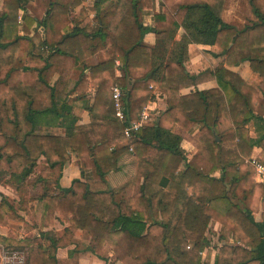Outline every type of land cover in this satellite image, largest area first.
Instances as JSON below:
<instances>
[{
  "label": "trees",
  "instance_id": "trees-1",
  "mask_svg": "<svg viewBox=\"0 0 264 264\" xmlns=\"http://www.w3.org/2000/svg\"><path fill=\"white\" fill-rule=\"evenodd\" d=\"M247 1L256 20L239 29L221 18L225 0H95L94 21L84 26L86 12L71 13L81 0H2L0 184L19 198L14 204L1 195L0 225L23 221L20 211L29 213L32 200L41 216L36 234L22 238L11 230L0 234V245L24 252V264H78L75 247L65 258L57 251L69 248L80 230L98 257L107 246L124 262L142 244L135 256L140 264H208L206 233L215 220L222 231L213 264H264V184L255 182L247 161L260 147L257 160L264 163V92L223 66L247 61L264 84V0ZM156 5L162 9L144 25L143 14ZM148 32L154 44L147 48ZM118 43L127 44L122 53ZM190 43L220 48L222 65L188 73ZM146 49L150 59L133 54ZM99 51L103 61L86 74L82 62ZM75 69L80 73L71 86ZM87 80L95 88L86 107L90 121L78 125L73 107L87 100ZM206 80L217 86L197 89ZM114 85L122 90V120L115 116ZM153 89L165 97L166 109L153 125L125 137L123 128L138 118ZM224 123L231 128L219 132ZM56 125L65 127L64 136L50 133ZM184 138L196 148L190 160L180 146ZM130 147L135 173L112 187L105 175ZM72 155L83 179L63 188L59 181ZM169 181L179 185L176 193L167 189ZM37 184L34 195L24 189ZM54 219L66 226L47 229Z\"/></svg>",
  "mask_w": 264,
  "mask_h": 264
},
{
  "label": "crops",
  "instance_id": "crops-1",
  "mask_svg": "<svg viewBox=\"0 0 264 264\" xmlns=\"http://www.w3.org/2000/svg\"><path fill=\"white\" fill-rule=\"evenodd\" d=\"M95 0H81V3L78 6H75L73 9H71V13L78 14L81 9H83L86 12V16L83 19V22L81 23V26L84 25H91L94 21V10H93V3ZM2 7V0H0V9ZM162 9V8H161ZM158 5H156L155 9L152 11H148L143 14V23L144 25L150 26L152 24V16L153 13L157 12L158 10H161ZM21 14V11H20ZM221 18L224 22L234 25L237 28H242L245 24H249L252 21H255L256 18L252 13L251 6L249 5L247 0H225L224 8L222 11ZM183 30L180 29L176 36L175 40H179L181 37ZM144 45L148 48L151 47L154 44V34L151 32H148L145 34L144 38ZM117 47L120 52L122 53V48H126L127 44L124 43H118ZM136 56H139L141 58L150 59V53H148L147 49L144 51H137L136 53H133ZM103 54L101 51L96 52L95 54L87 57L81 64L82 68H85L84 72L88 74L87 67L94 66L98 63H101L103 61ZM223 55H221V49L217 46L213 45H206V44H197V43H190L187 46V58L184 61V67L186 71L190 74H198L204 70H213L215 68H218L222 65ZM118 64V62H117ZM224 67L236 72L244 81H246L249 85L254 87L260 94L264 92V84L261 82L258 75L251 71L249 67V63L247 61L241 62L239 65L234 67H227L223 65ZM80 71L78 69H75L72 73L71 79L72 83L76 81V79L79 76ZM122 74L121 70L115 69V75L120 76ZM87 88V100L85 102H82L80 100L76 101L74 103L73 107V113L78 117L76 124H87L90 121L89 113L86 107H88L92 102V95L95 91L94 86L91 84L89 80H87L86 84L84 85ZM216 81L215 80H206L200 84L197 85V89L199 90H207L216 87ZM194 87L190 88H184L180 90V94H187L190 91H194ZM166 100L165 97L162 95H159L158 92L153 89L152 90V98L148 100L145 107L149 108L150 112V118L147 122V126L153 125L154 118L156 115L163 110L166 109ZM231 128V124H219L217 126V129L219 132H224ZM175 129V128H174ZM247 129L249 131V136L252 138L256 137V132L254 129V124L251 122L247 125ZM50 133L55 136H64L66 133L65 127L61 125L52 126L50 128ZM195 131V130H194ZM181 148L184 151V155L187 160H190L194 154L196 153V148L194 145L186 138L181 140L180 143ZM261 154V148L260 147H254L251 151L250 157H256L258 158ZM77 159L75 155L71 156V159L65 164L62 170V175L59 181V184L61 187L66 188L69 187L71 181L73 179H83L80 174L79 167L77 165ZM136 170V161L133 157L132 153L130 151L124 153L122 156L119 157L117 160V165L115 169L110 170L105 175V180L107 183L112 186L116 187L120 184H122L124 181L132 177ZM149 175H151L154 172V169L152 167H148ZM39 172L38 169L34 170V173L37 174ZM85 174H89V170H85ZM256 183H259L256 181ZM5 185V187L10 188L9 190L14 191L16 194L17 192L13 190L11 187L7 186L6 184H0ZM32 188V193L30 195H34L36 191L40 190L39 184H37L35 187ZM167 189L172 192H177L179 189V185L174 181H169L167 184ZM2 194L6 197L5 193L2 192ZM18 195V194H17ZM7 198V197H6ZM19 196L17 197L18 201ZM10 200L9 198H7ZM14 203V201L10 200ZM17 201L15 202L17 204ZM28 209L31 212L32 206L35 208L33 211L37 212V219L33 217V212L31 216V220H33L37 224V228L40 225V216L41 211L39 208V202L37 200H32L28 202ZM31 207V208H30ZM262 211V210H261ZM259 211L255 214H253L254 219L256 221H261L262 219V212ZM29 212V213H30ZM29 213H25L24 211H20V214L23 215L24 220L26 219V216L28 217ZM12 222V221H8ZM66 226L65 222H63L60 219H54L53 224L49 226L47 229H54L56 231L62 230ZM222 231V226L219 222L212 220L209 224L208 231L206 233V238L209 242V249L211 254L210 258H208L207 262L208 264H213L214 256L216 254V247L221 244L219 241V237ZM8 231L5 232L0 231V234L5 235ZM155 230H152V234H154ZM71 246L69 248H61L58 249L57 255L60 258H65L67 255L68 249L76 248L79 250L78 255V264H140L142 259L137 260L135 256H139L140 249L142 244H139L135 247V249L131 252V254L125 259L124 262H119L114 259L113 254L110 252L109 248L107 246H103V248L100 251V257L93 255L87 250V241L83 239L82 233L80 230H77L74 232L72 237ZM229 243H233L232 240L229 241ZM206 250L203 252V256L205 255Z\"/></svg>",
  "mask_w": 264,
  "mask_h": 264
},
{
  "label": "rangeland",
  "instance_id": "rangeland-1",
  "mask_svg": "<svg viewBox=\"0 0 264 264\" xmlns=\"http://www.w3.org/2000/svg\"><path fill=\"white\" fill-rule=\"evenodd\" d=\"M9 189L10 188L5 187V185H1L0 186V198H1V195H3L2 194L3 192L5 193L7 198L14 201V204H16L15 202L17 201L18 195L14 191H11ZM24 189L27 191V193H29V195L32 193L31 187L29 186L24 187ZM34 209L35 208L33 206L30 209L31 212L28 209V212L30 213L28 217L26 216V219L23 221H13V222L6 221L5 223L1 224L0 231L5 232L7 230L9 232L11 230H14L22 238L36 234L38 232L37 224L33 220H31L32 212H33V217L37 219V212L33 211ZM24 262H25L24 252L5 249L4 247L0 245V264H24Z\"/></svg>",
  "mask_w": 264,
  "mask_h": 264
},
{
  "label": "built area",
  "instance_id": "built-area-1",
  "mask_svg": "<svg viewBox=\"0 0 264 264\" xmlns=\"http://www.w3.org/2000/svg\"><path fill=\"white\" fill-rule=\"evenodd\" d=\"M18 19L20 20V15ZM111 91H112V99H113L114 108H115V116L119 120H122L124 118L122 106H121L122 90L119 86L114 85L111 88ZM150 116L151 115L149 112V108L144 106L138 118L131 121L128 126H125L123 128L124 136L128 138L131 136L133 132H136L141 127L145 126L147 122L149 121ZM129 151H132L131 147L129 148ZM247 161L254 170V178L256 179V181L264 184V163H261L260 161H258L256 157H250Z\"/></svg>",
  "mask_w": 264,
  "mask_h": 264
}]
</instances>
